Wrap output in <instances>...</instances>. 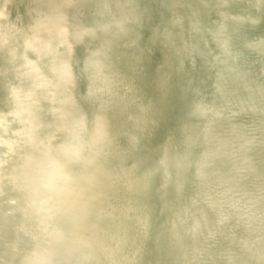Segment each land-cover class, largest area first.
<instances>
[{"label": "bare ground", "instance_id": "1", "mask_svg": "<svg viewBox=\"0 0 264 264\" xmlns=\"http://www.w3.org/2000/svg\"><path fill=\"white\" fill-rule=\"evenodd\" d=\"M0 264H264V0H0Z\"/></svg>", "mask_w": 264, "mask_h": 264}]
</instances>
